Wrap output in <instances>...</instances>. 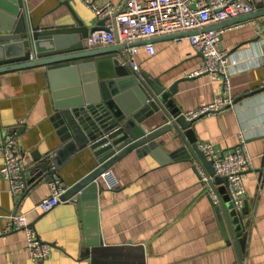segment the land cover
Wrapping results in <instances>:
<instances>
[{
	"label": "crops",
	"instance_id": "0c3cea01",
	"mask_svg": "<svg viewBox=\"0 0 264 264\" xmlns=\"http://www.w3.org/2000/svg\"><path fill=\"white\" fill-rule=\"evenodd\" d=\"M122 1L97 3L118 5ZM252 1L256 4L261 0ZM23 2L30 21L40 26L71 23L65 3L88 28L97 22L81 0ZM262 24L264 16L220 27L219 48L228 54L229 94L233 100L251 94L230 107L196 118L191 126L197 143L207 142L224 152L234 148L239 132L246 137L252 168L243 181L247 209L241 215L246 233L242 249L237 251L235 232L231 236L227 230L219 198L214 202L204 194L199 164L187 157L185 140L173 128L156 138L165 160L159 162L150 154L139 155L131 150L110 167L119 186H98L96 225L103 246L113 259L125 264H264V45L259 39ZM172 36L154 38L153 54L138 42L134 60L137 73L164 88L175 84L170 97L183 114L210 103L222 83L206 74L195 75L201 66V55L186 36ZM161 116L160 110L148 115L141 128L148 131L158 126L163 122ZM65 126L66 120L53 105L43 67L0 75L2 131L14 134L28 165L38 154H54L58 150L54 176L70 186L97 166L98 156L88 147L75 150L78 142L71 141V132L63 130ZM1 161L0 151V164ZM49 179L47 176L37 184L32 182L24 194L14 199L7 181L0 176V264H31L24 231L3 234L10 213H25L39 238L50 244L43 264H89V259L82 256L84 222L76 203H59L47 212L33 209L48 196ZM214 187L222 199L226 194L224 185L218 183ZM244 219L249 221L247 227Z\"/></svg>",
	"mask_w": 264,
	"mask_h": 264
},
{
	"label": "water",
	"instance_id": "95a60500",
	"mask_svg": "<svg viewBox=\"0 0 264 264\" xmlns=\"http://www.w3.org/2000/svg\"><path fill=\"white\" fill-rule=\"evenodd\" d=\"M23 1L0 0V75L43 67L53 105L66 120L63 130L69 129L73 138L71 141L78 142L75 150L88 147L98 156L97 166L68 186L61 196L62 200L68 199L78 205L83 219L82 256L89 259V264H125L113 259L99 235L95 205L99 186L97 179L131 150L139 155L150 154L159 162L165 160L161 155L164 151L156 138L173 128L185 140L189 151L187 157H192L212 177L204 194L209 196V191L217 193L215 184L224 185L226 194L222 199L217 193L220 208L229 234L233 236L235 232L239 252L246 235L241 215L246 213L247 205L244 204L239 212L234 209L227 194L226 178L214 174L212 161L206 160L198 149L191 128L195 119H186L170 97L175 84L164 88L123 64L122 50L133 44L88 47L86 38L92 31L101 28V21L88 28L65 3L73 19L71 23L40 26L30 21ZM255 5L256 11L209 26L208 29L264 16V0ZM192 33L195 32L172 37ZM249 94L236 98L233 103ZM159 110L163 122L148 131L143 130L140 126L142 121ZM57 153L58 150L54 154H38L33 159L29 168L32 174L30 181L37 184L47 176H54L58 167ZM215 207L219 209V206Z\"/></svg>",
	"mask_w": 264,
	"mask_h": 264
},
{
	"label": "built area",
	"instance_id": "2783aa9c",
	"mask_svg": "<svg viewBox=\"0 0 264 264\" xmlns=\"http://www.w3.org/2000/svg\"><path fill=\"white\" fill-rule=\"evenodd\" d=\"M81 1L93 12L97 21L102 22L100 29L92 31L87 36V46L93 48L133 44L122 50L123 64L133 70H136L134 55L137 52L138 42H144L145 50L153 54L152 39L195 32L186 36L202 58L201 66L194 74L209 75L213 79L220 80L222 84L219 94L210 103L183 113L186 119H196L234 104L229 94L228 54L227 51L219 48L222 29H208V27L256 11V5L252 0H146L145 2L123 0L118 5L108 2L99 5L97 0ZM259 39L264 45L263 24ZM262 86H264V80ZM197 147L206 160L212 161L214 174L226 178L227 194L234 209L239 212L245 203L243 181L252 168V157L247 150L244 133L239 132L234 148L225 152L216 150L207 142H199ZM0 151L2 153L0 176L7 181L9 192L16 199L32 184L30 165L27 164L25 152L14 134L2 131L1 127ZM198 175L204 191L212 177L202 165L198 167ZM97 182L108 189L119 186V180L111 168L103 171ZM47 185L48 196L33 207L40 212H47L57 204L69 201L61 199L68 186L60 178L51 177ZM208 195L214 202L218 199V194L214 191H209ZM6 218L7 223L3 234L22 229L25 233V245L31 264H43L49 256L50 244L39 238L35 228L27 221L26 214L10 213ZM243 223L246 227L249 225V221L245 219Z\"/></svg>",
	"mask_w": 264,
	"mask_h": 264
}]
</instances>
